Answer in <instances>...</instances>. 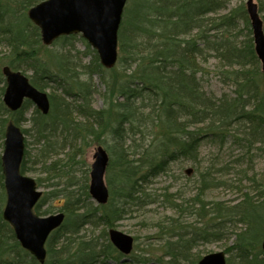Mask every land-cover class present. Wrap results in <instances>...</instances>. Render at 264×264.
Listing matches in <instances>:
<instances>
[{
	"label": "trees",
	"instance_id": "1",
	"mask_svg": "<svg viewBox=\"0 0 264 264\" xmlns=\"http://www.w3.org/2000/svg\"><path fill=\"white\" fill-rule=\"evenodd\" d=\"M43 1L0 0L1 95L6 88L5 67L31 73L28 78L36 89L50 91L47 115L29 101L11 113L0 99V264H40L21 247L3 217L6 193L1 155L10 121L17 126L31 124L22 131L40 146L33 165L41 164L42 173L49 177L38 179V187L70 176L62 189L43 195L34 209L36 215L48 216L51 209L43 211V204L57 200L62 202L60 212L65 215L61 227L47 241L44 264L117 262L122 255L110 243L108 233L102 232L105 242L101 245L88 237V230L113 228L127 214L148 206L147 186L153 180L174 165L184 168L191 164L192 170L198 169L201 148L208 143L242 151L235 161L241 166L253 164L257 152L264 153V71L255 52L246 5L244 0L234 9L229 8L231 0H129L119 31L118 71L116 67L106 70L87 43L82 52L85 57L75 59L73 55L81 53L75 42L80 39L85 43L80 35L55 41L51 47L60 43V51L44 46L40 29L28 17V11ZM255 1L259 14H264V0ZM262 20L264 24V17ZM211 59L217 62L216 75L232 89L231 94L219 97L205 90L204 66ZM113 71L122 75L112 86L113 100L108 108L96 109L94 82L99 80L109 93V73ZM30 108L34 111L27 118ZM104 138L110 141L105 145L110 158V199L102 206L91 199L89 169H84L83 184L74 173L84 148L95 141L104 144ZM26 146L21 165L24 175L33 171ZM64 153L65 162L61 159ZM82 169L79 167V172ZM231 170V166L212 162L198 172L202 183L193 201L199 205L196 214L200 218L208 211L199 198L207 190L225 186L223 176ZM249 182L237 204H214L211 216L216 222L205 231H196L189 239L180 235L176 243H167V264H178L180 256L188 260V251L200 239L221 240L222 225L234 218L246 229L234 233V245L227 251L234 255L227 264H264V175ZM175 206L180 214L194 210ZM198 261L199 257L191 263Z\"/></svg>",
	"mask_w": 264,
	"mask_h": 264
},
{
	"label": "rangeland",
	"instance_id": "2",
	"mask_svg": "<svg viewBox=\"0 0 264 264\" xmlns=\"http://www.w3.org/2000/svg\"><path fill=\"white\" fill-rule=\"evenodd\" d=\"M246 1L247 0H244L245 5ZM240 3L241 2L239 0H231L229 8L234 9L238 7ZM222 13L228 12L223 11ZM260 17L263 18L264 14H260ZM86 43V41L84 43L80 39L75 42L76 50L81 52L79 53L80 56L73 55L77 56L75 59L78 60L79 57H85L82 52L86 51ZM62 46L63 45L58 43L57 45L48 48L50 50L60 51L63 48ZM88 60V58L85 59V61ZM216 66L217 62L213 59L210 60V63L204 66L205 74L202 79L205 90L209 94L219 97L224 93L231 94L232 89L223 85L220 82L219 77L216 75ZM116 69L120 71V66L117 65ZM118 71L109 73L111 75V88L109 93H107V87L102 85L99 80L94 82L98 91V93L94 96V107L96 109H101L103 107L108 108L110 106L114 93L112 86L114 85V82L122 76ZM30 74L31 73L28 72L27 75ZM49 92L50 91H47V93ZM0 99L1 102H3V95H1V93ZM34 108H30L26 112L27 118L33 114ZM20 128L30 129L31 124L27 122L21 125ZM25 137V143L27 144L26 149H28L31 157L29 167H33V171L26 173V175L36 181L38 179H48V174L42 173L43 170L41 164L33 165V162L39 154L40 146L36 144L32 135H25ZM103 141L104 144H100L101 141H95L92 146L90 145L85 147L82 158H77V161H80L81 164L77 165V171L74 175L78 181L80 180L81 184L85 182L84 169H89L90 177L95 150L99 146L105 148V145L110 143V141L105 138ZM240 152L242 151L234 148L233 146H226L223 149H219V147L215 145H211L209 143L204 144L201 148V166H198V169L196 168L198 171L195 169L193 172L186 175V169H194L191 164L183 165L182 167L184 168H181L179 165H174L170 172L153 180V182L147 186V193L149 195L147 200V203H149L148 206L135 209L131 213L127 214L125 218L118 221L113 228H90L87 233L88 237L97 240L102 245L105 242L101 238L102 232L105 230L108 233L109 230L114 229L133 238L134 248L130 256L126 258L127 261H124L122 257L120 261L116 262L112 260L109 264H167L169 262V258H164L167 243H176L181 238L180 235H182L184 239H189L194 232L200 230L205 231L207 226L216 222L213 220L215 218L211 216V210L214 204L221 203L223 207H230L237 204L241 201V192L243 190L246 191V189L251 185L249 179L253 177L256 180H260L263 177L264 153L257 152L256 156L253 158V164L241 166L235 162L240 156ZM65 155H67V153H64L61 157L63 162L67 159V156L65 158ZM212 162L220 164V167L226 165L231 166L232 170L227 176H223V181L227 182L225 186L207 190L204 195L199 198V200H202L205 206H207L208 211L205 218H200L199 215L196 214V210H198L199 205H197V202L195 204L193 201L196 200L195 196L202 183L198 172L204 171V168H207ZM79 167L83 168L80 172L78 170ZM244 170H247L248 172L245 173L243 172ZM238 171H242V174L239 175L240 172ZM108 172L109 170L106 173V183L107 178L109 177ZM113 172H115V170ZM245 176H247V178H244ZM68 178H70V176L67 178H57L53 182H44L41 187H39L40 191L43 195H45L55 190H60L63 188V185L66 183ZM217 178H219V176ZM54 184H58V186L53 188ZM61 205V201L50 200L43 204V211L51 209L50 214L54 215L60 212ZM175 205H182L185 207L190 206V208H193L194 210L190 213L180 214L178 210H175ZM245 229L246 227L241 225L236 218L224 222L222 225L223 238L221 240L203 241L200 239L197 241L194 248L188 251V260H185L183 258L184 256H180L178 258V264H192L191 262L195 261L198 257L201 259L206 255L218 252H225L229 258L231 255H234V252H230L229 254L227 253L230 247L234 245V233H239ZM212 231L213 230L211 229L209 232L212 233Z\"/></svg>",
	"mask_w": 264,
	"mask_h": 264
},
{
	"label": "water",
	"instance_id": "3",
	"mask_svg": "<svg viewBox=\"0 0 264 264\" xmlns=\"http://www.w3.org/2000/svg\"><path fill=\"white\" fill-rule=\"evenodd\" d=\"M129 0H46L31 8L28 17L41 31L42 42L51 46L63 36L80 34L97 51L101 65L113 69L118 61L119 30ZM250 18L256 55L264 71V28L254 0L246 4ZM6 89L3 97L11 112L21 109L25 100L31 101L43 114L50 111L47 93L36 89L20 71L8 67L3 70ZM25 154V136L20 127L9 122L5 131L1 157L6 191L4 220L11 225L16 239L40 264L47 258L46 243L50 235L63 224L64 213L40 217L34 209L43 193L36 181L21 173ZM109 155L98 147L93 155L89 192L98 205L109 201L110 193L105 182ZM190 170L188 174H190ZM111 244L124 256H129L134 240L118 230L109 231ZM264 251V240L262 243ZM197 264H227L224 252L204 256Z\"/></svg>",
	"mask_w": 264,
	"mask_h": 264
}]
</instances>
